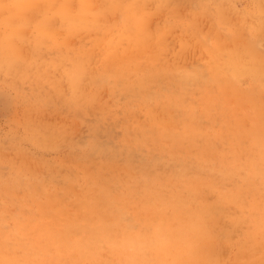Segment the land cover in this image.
I'll return each instance as SVG.
<instances>
[{
    "label": "rangeland",
    "instance_id": "374dc122",
    "mask_svg": "<svg viewBox=\"0 0 264 264\" xmlns=\"http://www.w3.org/2000/svg\"><path fill=\"white\" fill-rule=\"evenodd\" d=\"M19 1L0 2V40L17 32L0 51V238L7 250L14 247L22 258L25 249L39 247L49 229L64 227L61 220L77 212L78 202L86 201L89 190L102 184L122 193L119 203L129 200L126 186L116 181L133 184V169L161 179L181 170L188 180L203 183L197 199L183 211L217 205L209 219L215 264H261L263 240L247 241L248 229L256 230V209L248 203L245 189L257 174L250 162L234 159L238 153L229 139L219 142L217 135L224 124L251 129L264 112V0H147L126 13L113 7L112 0H26L33 4L22 14ZM65 4L73 15L63 9ZM47 17L54 32L51 38L36 27ZM59 17L68 20L61 23ZM113 58L122 61L120 67L127 74L123 83L113 72L105 73V68L116 66ZM73 59L81 60L83 69L77 93L95 102L77 107L67 103L73 92L67 74ZM227 61L241 69H219L222 79L236 77L234 86L222 79L208 81L214 65ZM151 69H177L183 74L189 86L184 108L190 107L207 129L205 139L195 141L197 146L159 149L155 130L160 125L154 127L149 114L169 120V110H174L178 123L189 117L183 100L177 106L172 99L179 90L168 75L146 83L147 92L135 86ZM199 74L206 92L196 86ZM202 93L211 99L221 95L222 106L209 103L206 113ZM140 125L154 137L137 145L126 136L121 143L133 150H122L117 129L136 134ZM93 129L96 135L86 157L64 148L66 140L86 141ZM205 153L212 157H203ZM255 184L256 200L264 203V179ZM230 192L238 193L242 201L220 203ZM167 212L174 214L173 209ZM58 214L61 225L53 218ZM32 258L31 264H72L65 253L48 248Z\"/></svg>",
    "mask_w": 264,
    "mask_h": 264
},
{
    "label": "bare ground",
    "instance_id": "6f19581e",
    "mask_svg": "<svg viewBox=\"0 0 264 264\" xmlns=\"http://www.w3.org/2000/svg\"><path fill=\"white\" fill-rule=\"evenodd\" d=\"M51 3V1L48 2V4ZM32 4L33 1L30 4L26 0L19 1L17 7L20 8V14H22L26 6ZM67 5L68 4H65L63 9L68 14L73 15L69 13ZM52 17L56 19V14ZM59 18H61V23L68 20L65 17ZM49 20L50 17L44 20L41 19L36 24V27H38L43 37L51 38L54 32L49 28ZM15 36H17V32H12L8 37V43L13 42ZM134 42H136V40ZM112 60H115L116 66L108 69L105 68V73L113 72L115 76L119 77L120 82L123 83L126 80L125 76L127 74L126 71L120 67L119 63L122 61L116 58ZM71 62L72 66L67 70V74L69 80L71 79L70 84L73 88L71 90L75 89L77 91L83 74V69L79 66V64L82 66V62L77 59H73ZM236 65L237 63L232 61H227L219 67H215L214 65L212 73L208 77V81L212 80V82H216L222 79L220 77L221 70L219 69L223 66H227L228 68L225 70L230 69L231 72L240 71L241 69L237 68ZM143 75L144 77L137 82L135 86H139V89H142V91L146 90L145 92H147L148 89H144L146 83L159 81L161 75H168L171 79V83L176 80L179 93H176L178 94L176 95L173 92L172 99L175 100L177 106L179 101L183 100L181 106L183 107L184 113L189 117L188 122L178 123L175 118L177 112L174 110H169L170 115L167 117L169 120L164 118L156 119L153 112L149 114L153 126L157 127L160 125L159 129L155 130V140L160 142L159 149H164L167 146H171L174 149L184 145H188L190 148H193L195 145L197 146L195 141L205 139V130L207 129L198 123L195 118V112L191 110L190 107H188V109L184 108L183 104L186 100L185 98L188 96L189 86L185 84L186 82L183 79V74H180L177 69H151L144 72ZM203 79L199 74L196 80V86L204 88L206 92L207 85ZM235 79V76H230L228 80H222L234 86L232 83ZM118 84L121 86L120 83ZM202 94L206 113L210 108L209 103H219L222 106L219 102L222 98L221 95L215 97V99H211L212 95L206 93ZM221 108L222 107H220V109ZM178 127L180 128L177 132L176 128ZM136 134H142L140 136V143H136L134 140V143L137 145L146 144L148 140L154 137L152 135L153 133L141 125L137 127ZM217 139H219V142L225 140V142H227L229 139L238 153L234 156V159L250 162V169L253 171V174H257V177L252 176L251 182L247 185L249 189L245 190L249 195L248 203L253 204L256 209V226L253 225L256 230L264 228V203H260L256 200L259 191L257 186L255 187V185H257L255 183H260L264 179V112L257 115L256 125L251 129H243L238 124H224L221 133L217 135ZM203 157L208 158L212 157V155L205 153ZM180 174L183 175V171L167 172L161 179L157 176H146L141 171H135L133 169L131 171V175L135 179L133 184L131 182L124 183L121 179L116 181L118 186H126L125 190L130 194L129 200L123 199V203H119L122 198V193L120 192L118 194L116 191V193L110 191L105 184H102L97 190L90 189L87 196L88 199L83 202H78V211L67 215L64 220H61L64 222V227L58 230L51 227L46 235V239L41 240L39 247H36V249H25L24 257L21 258L20 256H16L14 247L7 250L3 244L4 241L0 238V264H31L33 262L32 257L44 248L65 253L67 255V262L72 264H130L129 258L122 254L119 247L130 231H148L155 227H159L162 230L168 229L169 227H178L186 214L193 210L198 212L211 236L209 219L216 213L217 205L214 208L198 207L196 209H190L189 211H183V206L197 199V194L201 191L203 183L188 180L184 175L183 177H171ZM140 176L146 177L147 179L146 182H138L140 186H137L134 183L136 182V178ZM174 189H178L179 191L173 192ZM53 200L54 199H52V201ZM57 200H59V197ZM240 201H242V198L238 193L230 192V194H227L220 200V203L232 204V202H235L238 204ZM138 206H140L141 209H139ZM129 208H131L132 213L129 211ZM170 209L174 210L173 215H169L167 212V210ZM53 218L57 225L62 224L59 220V214L57 218L54 216ZM251 231H253L252 228L248 229V233ZM262 244L264 247V243ZM105 253L109 255L108 258L105 257ZM203 258L206 264H215L216 258L210 244L207 246ZM261 264H264V259Z\"/></svg>",
    "mask_w": 264,
    "mask_h": 264
},
{
    "label": "clouds",
    "instance_id": "9594fccd",
    "mask_svg": "<svg viewBox=\"0 0 264 264\" xmlns=\"http://www.w3.org/2000/svg\"><path fill=\"white\" fill-rule=\"evenodd\" d=\"M146 2L147 0H112V6L126 13L132 8L143 7ZM7 39L6 37L5 40H0V51H3ZM2 67L3 65H0V68ZM92 102L95 101L83 94H78L75 89L67 97V103L73 107ZM20 104L22 107L26 106L23 98L20 99ZM117 131L119 132L117 143L121 145L122 150H133L127 144L121 143L126 136H132L136 143L141 142L142 134H133L130 130L117 129ZM95 135V130H90L86 141L66 140L63 146L78 156L86 157L91 151ZM144 155L149 157L150 152L146 151ZM146 179L140 176L136 178V182H146ZM258 239L264 240V228L248 233V242H255ZM210 242L211 236L206 225L198 212L193 210L186 214L178 227H169L165 230L155 227L148 231H130L119 247L122 254L129 258L130 264H206L203 257Z\"/></svg>",
    "mask_w": 264,
    "mask_h": 264
}]
</instances>
